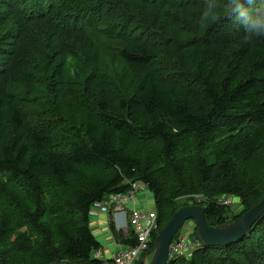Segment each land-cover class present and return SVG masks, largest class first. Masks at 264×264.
Segmentation results:
<instances>
[{
	"label": "trees",
	"instance_id": "obj_1",
	"mask_svg": "<svg viewBox=\"0 0 264 264\" xmlns=\"http://www.w3.org/2000/svg\"><path fill=\"white\" fill-rule=\"evenodd\" d=\"M99 1L0 0V106L3 110L0 117H3L4 127L14 131L22 127V117L14 103L24 96L21 83L29 74L25 72L23 75L26 76L18 77L16 72L31 60L27 52L35 40L36 46L45 47L47 51L57 42L60 53L70 54L75 51V38L88 40L90 35L97 49L111 53L129 70L136 72L150 66L158 55L155 48L160 44L166 45L169 40L145 20H141V25L135 23V20L139 21L132 12L135 5L151 6L156 11H163L167 17L171 14L178 19L190 8L207 7L211 0H114L106 9L92 5ZM252 1L240 3L247 15L252 16L251 22L233 29L229 36L238 39L239 44L230 49L226 69L228 75L231 71L238 75L225 77L219 88H215L205 74L197 76L202 86L200 95L208 109L199 107L192 112L183 99L170 97L150 78L142 87L140 98L120 101L117 116H113L109 107L101 102L90 107L79 105L81 116L78 120L69 122L54 113L53 120L59 123V127L56 125L58 130L50 134H46L44 129L36 130L27 141H23L22 134L16 133L8 138L0 137V177L5 182L21 180L35 184L37 179L51 176L59 186L70 190V197L64 199L63 213L73 215L75 225L70 231L56 226L64 241L60 256L55 257L58 258L57 264H101L92 256L101 246L91 232V206L110 194L126 192L131 182L140 181L147 185L158 217L159 231L180 208L174 207L173 201L189 194L186 190L171 189L169 197H164L160 182L144 158L128 156L123 149L117 148L110 130L137 135L144 140H158L167 161L173 158L176 140L190 137L202 155L197 172L207 182L209 191L206 203L194 206L206 208L209 226L232 222L264 197L263 192L255 204L242 207L236 215L216 202L224 196L238 197L246 202L236 171L237 156L242 153L241 148L246 149L249 157L255 156L261 151L264 139V0L255 6L254 14L249 7ZM238 15L239 10L235 7L224 18L232 25V21L237 19L244 21V18H236ZM225 20L211 31L213 45L226 35L223 28V23H227ZM98 28L105 31H97ZM129 30L134 38L125 36ZM138 35L142 39L137 38ZM210 44L208 40L207 49ZM38 53L42 54V51ZM38 82L34 80L33 91L41 90L43 84ZM48 87L50 85L47 84ZM26 99L29 98L26 96ZM143 117L146 123L141 127L139 122ZM247 125L253 131L245 139L244 128ZM210 139H218V144L209 147L207 142ZM57 147H66L68 151L64 155L51 156L47 161L44 154L48 148ZM108 172L109 177L105 175ZM68 177L79 182L70 185ZM163 213L169 220L161 228ZM28 216L33 227L38 228L37 218L34 220V215ZM7 232L6 223L0 221V236ZM250 235L251 242L247 243ZM115 237L123 246L134 244L133 240L123 239L121 235ZM262 261L264 215L242 241L223 247L201 246L189 259H173L172 264H257Z\"/></svg>",
	"mask_w": 264,
	"mask_h": 264
},
{
	"label": "rangeland",
	"instance_id": "obj_2",
	"mask_svg": "<svg viewBox=\"0 0 264 264\" xmlns=\"http://www.w3.org/2000/svg\"><path fill=\"white\" fill-rule=\"evenodd\" d=\"M112 1L114 0H100L92 5L106 9ZM243 1L245 0H211L207 7L190 8L178 19L170 13L167 17L163 11H156L151 6L144 8L135 5L132 12L139 19V21L135 20V23L141 25V20H145L154 26L155 31L163 34L164 39L169 40L166 45L160 44L155 48L158 55L150 66L136 72L129 70L111 53L97 49L90 35L88 40L84 37L75 38V51L70 54L60 53L57 42L47 51L45 47L36 46L35 40L32 49L27 52L31 60L16 72L18 77L26 76L23 75L25 72L29 74V77L23 79L24 82L21 83L24 96L14 103L22 117V127L17 131L4 127L3 117H0V137L8 138L16 133L22 134L23 141H27L36 130L44 129L46 134H50L58 130L56 125L59 127V123L53 120L54 113L62 115V118L69 122L73 119L78 120L81 116L79 105L90 107L101 102L109 107V112L113 116H117L120 101L131 97L140 98L141 89L150 78L170 97L183 99L192 112L199 107L208 109L207 103L200 95L202 86L197 76L199 73L205 74L215 88H219L225 77L234 78L238 75L233 71L228 75L226 69L230 49L239 44L238 39L229 36L233 29L245 25V21L237 19L232 21L231 25L224 17ZM260 3L261 0H253L249 3L253 14L256 10L255 6ZM176 12L180 13L177 8ZM236 18L242 17L239 14ZM223 20L227 22L223 23L226 35L221 42L213 45L210 38L211 31L219 27ZM96 24L95 20V26ZM131 27L135 26L131 25ZM97 31L105 30L98 28ZM124 34L128 39L134 38L131 36V30ZM92 35L95 36L94 33ZM137 38L142 39V36L138 35ZM208 40L211 43L210 51L206 46ZM41 51L42 54L38 53ZM34 69L36 71H33ZM35 79L39 81L37 84L41 82L43 84L39 91L31 89L35 87ZM47 84L50 87L46 88ZM26 96L29 99H26ZM2 113L0 106V115ZM145 123L143 117L139 124L142 127ZM110 131L117 148L123 149L128 156L138 155L144 158L145 164L160 182L164 197H169L171 189L189 191L187 196L173 201L174 207L206 203L209 194L208 184L197 172L202 155L190 137H180L176 140L173 158L167 161L161 152L158 140H144L137 135ZM252 131L250 126H245V139ZM218 141V139H210L207 145L216 146ZM261 144L262 149L255 156L249 157L245 153V148H241L242 153L237 156L236 171L246 202L238 197H232L233 206L227 210L233 213L242 210V207L255 204L259 195L264 192L262 177L264 176V139ZM67 151L66 147L48 148L44 158L49 161L51 156L64 155ZM105 175L109 177L110 173ZM67 181L70 185L79 182L74 177H68ZM140 195L145 193L141 192ZM147 195H150L149 191ZM68 197L70 190L59 186L51 176L41 177L35 184H27L21 180L7 183L0 177V221L5 222L8 229L5 236H0V264H57L58 258L55 257L60 256L64 241L60 238L56 226H62L70 231L75 225L74 216L63 213L64 199ZM150 204L153 205L152 208L155 207L152 201ZM28 215H34V220L37 218L38 228L33 227L30 222L31 217ZM108 217L110 220L107 229L115 241V234L110 228L112 217ZM161 220L162 228L169 217L163 213ZM181 232L188 243L197 242L193 238L196 228L192 221L186 222ZM255 235L259 236V234ZM119 242L121 243L120 240ZM249 242L251 235L247 240V243ZM117 252L118 250L112 255ZM47 260L53 262L48 263ZM110 260H105L106 262L101 264L110 263ZM257 264H264V261Z\"/></svg>",
	"mask_w": 264,
	"mask_h": 264
},
{
	"label": "built area",
	"instance_id": "obj_3",
	"mask_svg": "<svg viewBox=\"0 0 264 264\" xmlns=\"http://www.w3.org/2000/svg\"><path fill=\"white\" fill-rule=\"evenodd\" d=\"M148 191L147 185L143 182H131L126 192L110 194L103 200L92 204L90 216L97 214L111 216L110 228L112 233L121 235L123 239L134 241L132 246L119 248L118 252L112 255L110 263L106 264H143L142 259L151 253V247H153L159 231L158 217L153 208L138 207V195L144 192L148 196ZM216 202L227 208L233 206L232 196L220 197ZM239 211L236 213L231 212L232 215H236ZM183 227L170 245V257L173 259H189L193 252L201 247L198 241L193 244L186 241L181 232ZM93 256L95 260L101 263L106 262L104 254L100 250L95 251Z\"/></svg>",
	"mask_w": 264,
	"mask_h": 264
},
{
	"label": "water",
	"instance_id": "obj_4",
	"mask_svg": "<svg viewBox=\"0 0 264 264\" xmlns=\"http://www.w3.org/2000/svg\"><path fill=\"white\" fill-rule=\"evenodd\" d=\"M205 211L206 208L203 206L187 205L180 207L172 219L158 232L151 253L142 259L143 264H172L170 245L188 221H192L196 228L194 240H197L203 247H223L242 241L255 223L264 215V197L257 205L232 222L215 227L207 224Z\"/></svg>",
	"mask_w": 264,
	"mask_h": 264
},
{
	"label": "crops",
	"instance_id": "obj_5",
	"mask_svg": "<svg viewBox=\"0 0 264 264\" xmlns=\"http://www.w3.org/2000/svg\"><path fill=\"white\" fill-rule=\"evenodd\" d=\"M139 208H152L153 205L150 204L152 200V195L144 196L139 194ZM110 218L103 214L91 215L90 217V228L91 232L96 237L97 241L100 243V251L103 252L104 258L106 261L112 258V253L121 248L123 245L115 237L113 241L112 235L109 234L107 229V224L109 223Z\"/></svg>",
	"mask_w": 264,
	"mask_h": 264
},
{
	"label": "clouds",
	"instance_id": "obj_6",
	"mask_svg": "<svg viewBox=\"0 0 264 264\" xmlns=\"http://www.w3.org/2000/svg\"><path fill=\"white\" fill-rule=\"evenodd\" d=\"M251 2V0H250ZM237 9L239 10V14L242 18H244L245 24H248L251 22V17L247 15L246 11L241 8L240 4L236 5ZM254 26V25H253Z\"/></svg>",
	"mask_w": 264,
	"mask_h": 264
}]
</instances>
